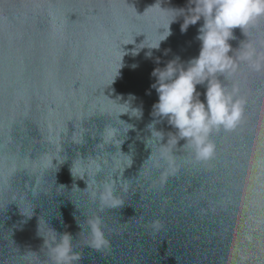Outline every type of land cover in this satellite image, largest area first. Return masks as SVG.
I'll use <instances>...</instances> for the list:
<instances>
[{
  "label": "water",
  "instance_id": "1",
  "mask_svg": "<svg viewBox=\"0 0 264 264\" xmlns=\"http://www.w3.org/2000/svg\"><path fill=\"white\" fill-rule=\"evenodd\" d=\"M187 4L0 0V264H52L41 235L55 234L71 236L73 264H264V71L220 77L239 83L244 117L212 133L211 160L197 162L183 139L161 155L177 130L154 123L151 73L198 56L203 20L182 33L177 17L150 58L137 46L158 41L170 10ZM233 31L238 49L247 38ZM126 102L142 116L120 114ZM106 185L119 205L101 203ZM94 218L107 241L99 250Z\"/></svg>",
  "mask_w": 264,
  "mask_h": 264
},
{
  "label": "clouds",
  "instance_id": "2",
  "mask_svg": "<svg viewBox=\"0 0 264 264\" xmlns=\"http://www.w3.org/2000/svg\"><path fill=\"white\" fill-rule=\"evenodd\" d=\"M170 11L175 15L167 28H163L164 32L158 33L161 38L154 43H146V38L137 49H150L145 53V56L150 58L151 50L159 49L161 42L171 35V23L182 16V33L186 32L189 26L203 20L196 36L200 42V51L198 56L187 61L186 65L181 64L177 57L166 62L163 67L153 69L151 76L155 82L151 84V90H155L158 99L152 106L151 115L157 118L154 123L167 120L168 125L177 130L175 135L169 134L168 143L162 147L161 155L166 154L164 149L170 151L171 146L183 139L184 147L191 151L197 162H207L216 152V145L211 139L212 133L220 130L233 131L244 117L245 101L239 95V83L233 81L229 89L220 77L229 80L236 76L241 65H246L253 72L264 71V36L257 34L252 38L261 21H264V0H188L186 8ZM237 28L247 39L241 42L238 49H234L229 42L236 38L233 30ZM137 49L136 53L139 52ZM167 54L166 51L165 55ZM155 63L159 65L162 62L157 58ZM135 67L137 65H133V68ZM198 86H206V90L203 93L198 92ZM147 94L151 95V91ZM201 95L204 97L203 101L200 99ZM133 99L134 95L129 94V100ZM120 106L124 108L120 114L130 112L135 117L143 114L142 109L130 108L127 102ZM149 127L152 128L153 125ZM103 133L104 139L110 142L116 130L106 126ZM152 134L157 140L163 138L160 132L154 131ZM75 167L76 161L71 170L72 174ZM108 202L112 207L121 203L113 198L111 188L106 185L101 203ZM88 223L92 237L89 246L96 250L105 247L107 241L99 219L94 218ZM44 224L47 225L45 222ZM40 230L41 221L39 234ZM49 230L55 234L54 230ZM41 236L49 247L52 264H73L78 258L73 253L72 238L69 234H63L59 241L56 234L50 239Z\"/></svg>",
  "mask_w": 264,
  "mask_h": 264
}]
</instances>
